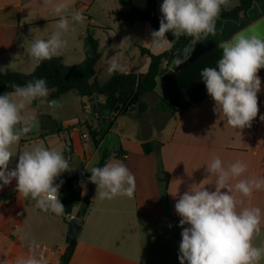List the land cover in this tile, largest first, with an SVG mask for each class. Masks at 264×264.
<instances>
[{"label":"crops","instance_id":"crops-1","mask_svg":"<svg viewBox=\"0 0 264 264\" xmlns=\"http://www.w3.org/2000/svg\"><path fill=\"white\" fill-rule=\"evenodd\" d=\"M61 2L70 6L69 12L65 13L69 19L71 12L79 11L85 20L83 23L72 22L63 37L67 48L57 57H61L66 65H72L66 62L67 58L81 63L84 59L83 38L90 32L98 42V49H103L96 65L95 80L100 64L108 67L115 54L127 68L124 74H137L145 72L149 63L148 57L140 54L139 46L153 54L169 48L165 43L159 50L151 51L147 43L152 32L149 24L137 22L128 25L115 21L111 13L126 10L117 0H110L109 4L106 0H50L48 4L44 0H0V72L31 73L34 70V60L29 54L31 44L35 39L47 40L56 31L55 25L60 17L53 13L52 8ZM130 2L137 8L145 6L144 0ZM156 2L161 19L163 0ZM237 3L238 0H231L230 7L222 9L230 10ZM263 16L264 0H253L246 17H241L238 22L218 19L215 35L202 37L195 45L191 42L187 46L194 48L190 58L178 67L173 62L159 77L153 94L156 99L154 116L148 118L147 110L141 113L147 117L139 127L138 133L141 131L142 137L120 135L119 141L112 139L107 146L106 134L116 137L114 127L117 118L107 129L108 114L102 112L99 115L93 110L95 104H103V99L96 97L77 100L85 115L80 119L62 118L58 109L29 115L35 118L48 115L57 122L59 130L52 134L31 133L21 138L12 146V152L17 155L11 158L9 169L15 168L19 153L34 145L42 144L49 149L63 146L65 158L74 167L68 173L87 171L99 161L101 152L106 149L110 153L107 162L122 161L135 175L137 187L131 199L117 196L109 200L99 198L97 186L83 185L79 202L73 207L70 219H65L63 215L36 208L35 201L17 192L16 181L13 180L0 188V259L6 258L8 264H14L17 257L26 256L33 250L36 253L43 250L48 264H58L60 257L71 250L67 264H180L176 246L179 238L168 224L175 221L179 226L181 218L175 211V203L189 186L199 184L210 175L206 166L216 157L225 167L239 160L248 168L238 179L264 178V121L259 118L264 115V68L257 73L261 78L258 115L251 127L242 130L228 126L226 118L214 111L215 102L208 95L204 83L179 88L174 74ZM70 94L68 92L55 99L60 108L67 103V98L72 96ZM161 99L171 108L165 106ZM160 104V109H157ZM128 113L135 114L133 110ZM88 128L98 133L106 130L97 147L89 137L83 138V135H88ZM145 143L152 144L154 148L148 155L143 154L141 148ZM158 174L164 176L158 180ZM215 179V176H210L204 181L210 190H214ZM235 182L232 181L233 184ZM177 192V196L171 195ZM235 195L240 201L237 211L252 207L261 209L260 231L252 243L256 247H264V190L254 191L251 197ZM72 219L80 221L81 226L74 247L68 250L69 221ZM259 264H264V258Z\"/></svg>","mask_w":264,"mask_h":264},{"label":"clouds","instance_id":"clouds-1","mask_svg":"<svg viewBox=\"0 0 264 264\" xmlns=\"http://www.w3.org/2000/svg\"><path fill=\"white\" fill-rule=\"evenodd\" d=\"M49 2L44 0L45 4ZM230 4L231 0H163L159 29L151 32V40L147 42L151 51L174 42L167 39L166 33L169 32L175 39L191 37L194 45L202 37L215 35L216 19L222 8L227 9ZM69 7L66 2L54 5L52 11L60 17L55 25L56 31L47 40L35 39L32 42L29 54L37 65L62 55L67 48L64 34L70 30L72 22H84L85 16L79 11L71 12L69 19L65 15ZM219 47L223 49V56L217 67H205L200 73L208 95L215 102L214 111L223 115L232 128L242 130L251 127L259 112L261 78L257 73L264 68V36L248 29L220 43ZM193 50L184 48L182 56L174 61L176 66L185 63ZM126 71L117 54L113 55L107 73ZM9 87L13 91L0 95V188L15 180L17 192L35 201L36 208L62 216L65 206L59 198V188L63 181L60 184L55 181L62 173L74 170L63 154V146L49 149L42 144L34 145L19 153L15 168L9 169L11 158L17 155L12 152V146L38 123L35 117L26 114L28 106L39 101L54 110L59 103L47 99L51 90L42 78L29 81L24 86L13 83ZM259 118L264 121V115ZM247 168V164L239 160L225 167L216 157L206 166L208 177H216L214 190L206 187L204 181L207 177L199 184L193 183L179 196L175 211L181 218L179 226L182 228L178 254L180 264H259L264 258V247H256L252 243L260 231L261 209L252 207L237 211L240 201L236 193L251 197L254 191L264 190V178L238 179ZM86 170L91 173L89 182L97 186L100 199L134 197L136 178L122 161H109L102 167ZM233 180H236L235 184ZM177 194L171 195L175 197ZM0 264H8V260L0 259ZM14 264H48V260L43 250L39 253L33 250L26 256L17 257Z\"/></svg>","mask_w":264,"mask_h":264},{"label":"trees","instance_id":"trees-1","mask_svg":"<svg viewBox=\"0 0 264 264\" xmlns=\"http://www.w3.org/2000/svg\"><path fill=\"white\" fill-rule=\"evenodd\" d=\"M119 4L126 7L125 11H114L111 13L115 21H122L128 25L134 23H147L151 30L159 29L160 18L157 14L156 0H144V8H137L130 0H117ZM253 0H238L236 6L230 10L222 9L220 16L216 20H228L238 22L241 17L247 16V11L251 8ZM169 41L174 42L169 45V48L159 54H153L143 47H138L139 52L149 59L147 70L143 73H115L109 78L99 83L95 80L96 65L102 56L103 49H98L97 40L90 32H87L83 38V55L84 59L81 63L76 65H66L61 57H53L50 61H43L37 65L34 61V70L31 73H21L16 71H2L0 72V95L5 92L13 91L9 85L15 83L24 86L27 82L35 79H45L47 86L52 90L50 96L51 100H55L60 96L75 91L80 97L87 98H101L103 104H95V113L99 115L102 112L108 114V122L106 128L110 129L116 118L125 115L133 107L138 113H144L147 110V105L142 100L147 94H155L157 82L160 76L167 72L168 68L175 61L178 56H182L183 49L186 48L192 41L191 37L181 36L175 39L171 32L166 33ZM161 102L169 107L165 101ZM59 129L44 133L52 134ZM106 133L103 130L101 133L88 128L89 138L97 147L102 135ZM143 154H150L154 148L150 143L141 145ZM68 153V152H67ZM110 153L104 149L101 152L99 161L92 167H102L109 160ZM91 167V168H92ZM91 173L88 171H81L79 173H62L55 181L56 184L62 185L59 188V198L65 206V214H71L73 207L80 200L81 186H96L89 182ZM71 250L60 257L58 264H67Z\"/></svg>","mask_w":264,"mask_h":264},{"label":"water","instance_id":"water-1","mask_svg":"<svg viewBox=\"0 0 264 264\" xmlns=\"http://www.w3.org/2000/svg\"><path fill=\"white\" fill-rule=\"evenodd\" d=\"M248 29L254 31L259 35L264 36V16L258 19L257 21L251 23L247 27H244L242 30H240L237 33H240ZM235 35H233V37ZM233 37H231V39ZM222 56H223V49L219 47V44L218 46L216 45L213 48L209 49L208 51H206L205 53H203L202 55H200L199 57H197L196 59L185 65L184 67H182L179 71H177L176 74H174L177 86L179 88H184L187 86L204 83L200 75L201 70L204 69L205 67H212V68L217 67V62L222 58ZM52 101L56 102L55 100ZM130 110H134V108L132 107ZM35 120L38 123H36V126L28 134L50 132L57 127V122L53 118L47 115L38 116L37 118H35ZM162 176L164 175L158 174L157 179L159 180L160 178H162ZM80 226H81V222L76 219H72L69 221L68 250L74 247ZM168 228L173 233H175L179 238L176 242V246L179 252V246L182 240L180 228L177 222L175 221L169 223Z\"/></svg>","mask_w":264,"mask_h":264},{"label":"rangeland","instance_id":"rangeland-1","mask_svg":"<svg viewBox=\"0 0 264 264\" xmlns=\"http://www.w3.org/2000/svg\"><path fill=\"white\" fill-rule=\"evenodd\" d=\"M106 2L109 4L110 0H106ZM147 58V57H146ZM66 62L69 64H77V61L73 58H67ZM140 70H144V69H140ZM97 78L96 80L98 82H104L107 77L109 76V74L107 73V67L101 63L99 70L97 72ZM72 95L70 98H67V103L63 104L60 108H56L58 110H60V114L62 118H83L85 115L83 114V112L80 110L79 108V104L78 101L80 99V96L77 94V92L75 91H71ZM68 97V96H67ZM49 101H51L49 99V97L47 98ZM69 99V100H68ZM144 102L147 105V116L148 118H152L154 116L153 114V110L156 106V99L154 97L153 94H147L144 96ZM158 102V101H157ZM160 105L157 106V109H160ZM41 110H48V111H52L53 109H50L47 105L44 104H40L39 101H34L31 105L28 106L27 110H26V114L27 115H31L37 112L41 113ZM135 114H130L127 113L125 116H120V118L118 117L116 119V125L114 127V132L116 133V137L113 138V136L111 134H106L107 139L105 141V144L107 146H109L110 142L112 141V139H114V141H119V136L120 135H125V136H134V137H142L143 133H141V131L138 133L139 131V127L141 125L142 122L146 121V115H143L141 113L136 112L135 110H133ZM41 116V115H40ZM48 116V115H47ZM89 120V119H88ZM85 129H83L84 131ZM145 133V132H144ZM25 136V135H24ZM22 136V138L24 137ZM96 161H94L93 163H95Z\"/></svg>","mask_w":264,"mask_h":264},{"label":"built area","instance_id":"built-area-1","mask_svg":"<svg viewBox=\"0 0 264 264\" xmlns=\"http://www.w3.org/2000/svg\"><path fill=\"white\" fill-rule=\"evenodd\" d=\"M89 137V135H83V138H88ZM70 215L69 214H64L63 215V217L65 218V219H70V217H69Z\"/></svg>","mask_w":264,"mask_h":264}]
</instances>
